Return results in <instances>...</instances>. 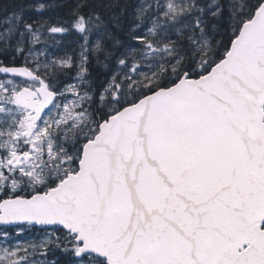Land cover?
I'll use <instances>...</instances> for the list:
<instances>
[{"label":"snow or ice","instance_id":"snow-or-ice-1","mask_svg":"<svg viewBox=\"0 0 264 264\" xmlns=\"http://www.w3.org/2000/svg\"><path fill=\"white\" fill-rule=\"evenodd\" d=\"M128 7L0 9V264H264V0Z\"/></svg>","mask_w":264,"mask_h":264},{"label":"trees","instance_id":"trees-1","mask_svg":"<svg viewBox=\"0 0 264 264\" xmlns=\"http://www.w3.org/2000/svg\"><path fill=\"white\" fill-rule=\"evenodd\" d=\"M23 2L25 4H36L40 2H45V3H52V4H63L64 0H0V9L3 8H8L9 11L11 8L14 6L16 3ZM118 3L121 7H124L125 5H128V12L129 14L131 13V5L136 3V0H97V3ZM66 9L64 8H54L47 13L43 14V18H47L49 16L56 17V16H63L65 15ZM111 12H119V9H110L104 14L106 17L111 13ZM26 16L31 20H39L42 18L40 13H37L34 10H27L26 11ZM61 43L59 45H56L54 42H52L49 46L48 51L53 54V55H63L65 51H71L77 47V41L78 37L76 36L75 33H70L68 35H65L64 37L60 38ZM9 231L11 229L9 228ZM31 232H37V230H33ZM56 259L58 261V264H71L72 257H68L64 255L63 253L57 251L56 253L52 254L49 256V260Z\"/></svg>","mask_w":264,"mask_h":264},{"label":"rangeland","instance_id":"rangeland-1","mask_svg":"<svg viewBox=\"0 0 264 264\" xmlns=\"http://www.w3.org/2000/svg\"><path fill=\"white\" fill-rule=\"evenodd\" d=\"M8 230H9V229H8ZM23 235H24V238L27 239V238L30 237V236H34V235H36V233H35V232H26V233H24Z\"/></svg>","mask_w":264,"mask_h":264}]
</instances>
